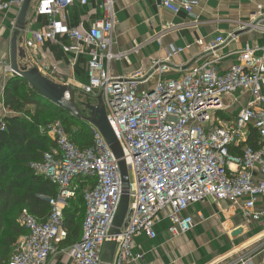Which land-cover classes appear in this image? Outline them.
Here are the masks:
<instances>
[{
  "label": "built area",
  "instance_id": "1",
  "mask_svg": "<svg viewBox=\"0 0 264 264\" xmlns=\"http://www.w3.org/2000/svg\"><path fill=\"white\" fill-rule=\"evenodd\" d=\"M75 1L85 5L88 0H40L36 13L46 16L47 25L43 30L27 32L22 47L32 50L60 32L69 41L62 46L65 54L74 58L86 55L88 82L79 87V94L87 102H95L92 104L101 96L128 175H133V180L129 176L124 223L116 237L109 236L121 196V180L113 153L98 129L86 122L92 142L81 148L70 140L61 121L54 120L40 127L54 147L31 166L55 184L58 192L48 199L50 211L44 221L27 209L20 211L24 233L14 242L6 264H46L60 251L59 244L68 238L64 208L75 197L77 178L93 179L95 185L82 193L85 214L81 235L67 249L72 264H99L109 239L116 242L111 264L142 259L143 253L132 252L135 236L154 238L155 225L163 219L168 221L170 236L188 232L195 225L193 216L186 213L188 207L207 198L239 207L246 222L264 219V209L255 204L264 195V57L246 43L235 52L237 62L219 71L220 57L214 50L234 40L235 35L229 32L204 46L211 57L183 69L177 77L159 78L152 86H145L148 77L140 71L128 77L110 75L111 62L126 57L112 47L116 23L113 0H100L102 18L86 29L65 26V9ZM23 2L0 1V12L11 7L19 10ZM199 3L160 0L159 4L173 14L190 15ZM254 21L241 22L240 28L264 30ZM196 43L202 45L201 40ZM132 50L137 52L138 45ZM181 51L170 45L167 58ZM32 62L42 76L57 77L56 71L37 56ZM154 63L159 68L160 61ZM5 68L11 72L10 65ZM246 94L247 102L230 117H223L224 111L238 106L239 95ZM67 96L71 98V93ZM251 130L256 131V147L246 143ZM231 148H238L239 153L232 154ZM237 264L253 262L251 256H243Z\"/></svg>",
  "mask_w": 264,
  "mask_h": 264
},
{
  "label": "crops",
  "instance_id": "2",
  "mask_svg": "<svg viewBox=\"0 0 264 264\" xmlns=\"http://www.w3.org/2000/svg\"><path fill=\"white\" fill-rule=\"evenodd\" d=\"M39 1L31 0L24 19L25 29L16 36L19 10L11 7L0 12V118L10 115L2 107L1 94L6 81L12 76V72L5 67L10 65L14 37L16 61L20 67L26 70L35 68L32 61L33 56H37L42 64L56 71L57 77L50 80L67 85L71 97L79 94V87L88 82L87 57L81 54L74 58L63 52L62 46L69 42L65 34L59 32L55 39L44 40L32 50L22 47L27 32L43 30L47 25L46 16L36 13ZM99 2L88 0L85 5L78 1L72 3L65 9V26L85 29L92 26L102 18ZM159 3L160 0H113L116 23L112 47L126 57L111 62L110 75L128 77L140 71L148 77L145 86H152L159 78L177 77L183 69L211 57L204 51V46L229 32L235 35L234 40L214 50V54L220 57L217 63L219 71L237 62L235 52L246 43L256 48L257 55L264 57V30L240 28L241 22L254 20L264 27V0H200L190 15L184 12L173 14ZM257 5L261 9L257 10ZM259 12L263 14L260 16ZM198 40L202 41V45L196 43ZM134 44L138 45L137 52L132 50ZM170 45L182 48V51L167 58ZM20 51L24 54L23 58L19 56ZM155 61H160L159 68L162 67L163 71L156 67ZM247 100V94L239 95L238 106L224 111L223 117L236 113ZM74 200L75 197L69 200L68 210H71ZM255 204L257 208L264 209V195L259 196ZM80 208L82 223L85 214L83 200ZM186 213L192 215L195 221L194 227L186 233L170 236L168 221L163 219L155 225L154 238L144 234L135 236L132 252L134 255L143 253V258L133 259L128 264H237L243 256H251L253 264H264V219L246 222L239 207L208 198L190 205ZM18 225L21 226L20 223ZM239 228L243 230L234 233ZM6 230L5 224L3 231ZM80 235L81 224L77 237L61 242L60 251L51 255L46 264H72L67 249ZM11 251L12 247L7 250L0 242V264L7 263Z\"/></svg>",
  "mask_w": 264,
  "mask_h": 264
},
{
  "label": "trees",
  "instance_id": "3",
  "mask_svg": "<svg viewBox=\"0 0 264 264\" xmlns=\"http://www.w3.org/2000/svg\"><path fill=\"white\" fill-rule=\"evenodd\" d=\"M1 103L10 115H3L0 118V242L2 247L9 250L16 239L24 233L23 227L15 220L16 216L13 217L10 212L19 213L22 209H27L39 221H44L50 211L48 199L56 197L58 192L55 184L38 174L31 166L33 163L41 162L43 155L54 146L52 140L40 132V127L54 121L43 114L58 115L59 118L56 120L61 121L70 140L81 148L89 146L92 138L85 121L64 113L17 76H11L6 81ZM81 103L82 115L86 117L88 112L84 108L88 102L86 100ZM75 122L83 131L81 135L72 129ZM256 142V131L251 130L246 143L256 147ZM231 153H239V149L231 148ZM94 185L93 179L75 180L74 203L71 210H68L70 207L68 204L64 208V227L68 232V241L77 237L82 224L80 217L82 193ZM5 224L7 230L4 232Z\"/></svg>",
  "mask_w": 264,
  "mask_h": 264
},
{
  "label": "water",
  "instance_id": "4",
  "mask_svg": "<svg viewBox=\"0 0 264 264\" xmlns=\"http://www.w3.org/2000/svg\"><path fill=\"white\" fill-rule=\"evenodd\" d=\"M30 2L31 0H24L22 6L19 9L15 36L25 29L24 19ZM15 44H16V40L14 37L11 44V55H10V68H11L12 76H17L25 80L29 84V86L36 91L38 95L44 97L49 102L56 105L64 113H67L70 116L77 117L85 122H89L93 124L98 129V131L100 132L106 143L108 144L110 150L112 151L120 173L121 196L119 199L117 209L113 216L108 234L112 238L116 237L120 233V229L124 223V218L126 215L127 206L129 202L128 191L130 187V182H129L128 168L126 166L125 160L123 159L121 146L117 141L107 121L101 96H98L96 98L97 100L96 104H92L89 102L86 104L85 109L89 111L90 116H86V117L83 116L81 110L75 105L73 99L70 97L68 98L67 95L70 96V90L67 85H61L51 81L50 79L42 76L37 71L36 68L26 70L17 64ZM19 56L21 58L24 57L22 51H20ZM241 230H243V228H239L234 233H237ZM115 245L116 242L114 239H109L104 243L100 255L99 264L112 263Z\"/></svg>",
  "mask_w": 264,
  "mask_h": 264
},
{
  "label": "rangeland",
  "instance_id": "5",
  "mask_svg": "<svg viewBox=\"0 0 264 264\" xmlns=\"http://www.w3.org/2000/svg\"><path fill=\"white\" fill-rule=\"evenodd\" d=\"M71 98H74V103H75V105L79 108V109H82V106H80L81 104L80 103H78V102H81V101H86V99H84L82 96H80L79 94H74V96L72 95V97ZM76 103H78V104H80V105H78V104H76ZM91 103H95L94 101H91ZM44 116H47L49 119H52V120H56V119H58L59 117H58V115H56V114H52V113H44L43 114ZM72 129L74 130V131H76L77 133H78V135H81V133L83 132L82 131V129H81V127H79V125L75 122L74 124H72ZM79 139H80V136H79ZM129 176H130V179L131 180H133V175H132V173L130 172L129 173ZM20 213V212H19ZM19 213L17 212H15V211H12V212H10V214L13 216V217H15L16 216V218H15V220H16V222L19 224Z\"/></svg>",
  "mask_w": 264,
  "mask_h": 264
}]
</instances>
